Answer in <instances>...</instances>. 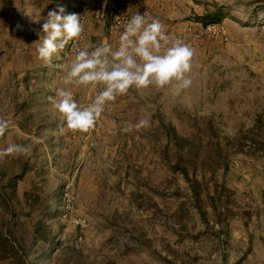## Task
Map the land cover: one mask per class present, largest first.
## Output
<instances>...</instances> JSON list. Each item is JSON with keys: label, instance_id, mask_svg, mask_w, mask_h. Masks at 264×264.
Wrapping results in <instances>:
<instances>
[{"label": "rangeland", "instance_id": "1", "mask_svg": "<svg viewBox=\"0 0 264 264\" xmlns=\"http://www.w3.org/2000/svg\"><path fill=\"white\" fill-rule=\"evenodd\" d=\"M61 6L85 32L45 63L34 20ZM145 11L194 50L192 85L61 133L49 97L75 50ZM0 119V148L32 146L0 160V264H264V0H0Z\"/></svg>", "mask_w": 264, "mask_h": 264}, {"label": "clouds", "instance_id": "2", "mask_svg": "<svg viewBox=\"0 0 264 264\" xmlns=\"http://www.w3.org/2000/svg\"><path fill=\"white\" fill-rule=\"evenodd\" d=\"M41 20L37 53L45 63H51L54 55L62 52L69 42L81 39L85 32L81 15L65 14L62 6L34 22ZM193 57L192 47L167 33L159 19L147 11L135 13L123 25L116 47L103 40L75 50L64 68L63 87L57 89L55 96L49 97L52 108L63 121L59 131L63 133L66 128L72 132H89L95 128L106 107L130 89H163L174 85L179 94L192 85ZM74 87L91 88L96 93L88 104L82 105L75 98ZM147 125L146 119L135 124L125 122L121 132L140 130ZM9 126L10 121L0 119V137H4ZM31 151V144L10 143L0 148V160Z\"/></svg>", "mask_w": 264, "mask_h": 264}, {"label": "built area", "instance_id": "3", "mask_svg": "<svg viewBox=\"0 0 264 264\" xmlns=\"http://www.w3.org/2000/svg\"><path fill=\"white\" fill-rule=\"evenodd\" d=\"M112 27V26H111ZM113 28H114V25H113Z\"/></svg>", "mask_w": 264, "mask_h": 264}]
</instances>
